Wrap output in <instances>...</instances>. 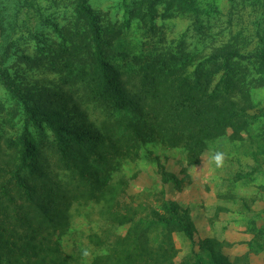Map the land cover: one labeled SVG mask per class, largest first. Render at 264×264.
Listing matches in <instances>:
<instances>
[{"label":"trees","instance_id":"obj_1","mask_svg":"<svg viewBox=\"0 0 264 264\" xmlns=\"http://www.w3.org/2000/svg\"><path fill=\"white\" fill-rule=\"evenodd\" d=\"M45 1L69 11L57 37L34 57L9 46L0 53L1 83L25 117L19 135L0 141V264H69L60 238L83 210L114 227L137 215L122 199L129 184L124 164L149 153L148 146H162L195 165L210 145L239 140L264 116L252 97L264 88V12L254 21L252 38L230 32L216 39L196 27L198 16L180 1L130 0L123 4L125 13L141 37L133 45L129 24L114 21L90 0ZM184 15L197 40L185 34L169 38L159 24ZM13 57L23 59L34 76L14 79L2 68ZM29 123L53 134L45 149L31 145ZM155 163L165 182L180 185L188 178L165 172L158 157ZM163 208V214L152 210L150 219L192 240L187 213L172 202ZM218 249L201 243L203 255L182 264H220ZM90 264L175 263L167 247L130 231Z\"/></svg>","mask_w":264,"mask_h":264},{"label":"rangeland","instance_id":"obj_2","mask_svg":"<svg viewBox=\"0 0 264 264\" xmlns=\"http://www.w3.org/2000/svg\"><path fill=\"white\" fill-rule=\"evenodd\" d=\"M177 1L184 4L190 15L198 16L196 27L199 25L205 32L209 31L208 35H215L216 39L227 38L230 32L252 38L254 21L261 19L264 12V0ZM129 2L90 0L93 8L109 11L114 21L129 24V42L137 45L141 42L140 30L136 22L128 20L124 8ZM68 16L69 11L54 8L45 0L27 3L23 0H0V53L7 52L5 49L9 46L11 52L18 50L19 55L34 57L41 54L44 47L57 37ZM159 24L169 38L181 34L187 38L194 37L195 40L199 38L188 15L171 17L159 21ZM26 65L23 59L17 61L13 57L2 68L14 79L22 74L34 76V73L27 71ZM17 80L21 81V78ZM252 97L256 110L264 113V88L253 90ZM95 117L103 120L99 114ZM24 119L15 99L0 80V141L19 135ZM263 127L262 115L247 132L238 134L239 140L231 142L229 138L219 139L192 166H187L180 151L148 146L149 153L143 152L139 160L122 167L129 179L122 199L138 211L133 222L114 227L100 220L92 210H83L74 217L69 230L60 238L69 264H90L96 255L104 253L114 243L116 237L123 238L130 231L144 235L151 245L167 247L173 252L175 264L194 262L196 255H203L202 250H199L201 243L218 245L220 264H264ZM27 129L35 149H45V145L53 139V134L45 125L29 123ZM227 135H230V131ZM210 147L225 153L226 160L222 168L217 169L207 163ZM155 157H158L159 165L165 172L178 179L187 174L188 178L180 185L172 180L163 181ZM166 202L174 203L187 213L192 240L176 231L173 225L165 226L150 219L152 210L159 214L165 213L163 204ZM191 243H195V246L192 247ZM84 249L89 250L87 258L82 257Z\"/></svg>","mask_w":264,"mask_h":264},{"label":"clouds","instance_id":"obj_3","mask_svg":"<svg viewBox=\"0 0 264 264\" xmlns=\"http://www.w3.org/2000/svg\"><path fill=\"white\" fill-rule=\"evenodd\" d=\"M226 155L223 151L218 148H209L207 163L219 169L222 168L225 164ZM204 162V161H203ZM205 163V162H204ZM195 168V166H194ZM90 255L89 250H82V257L87 258Z\"/></svg>","mask_w":264,"mask_h":264}]
</instances>
